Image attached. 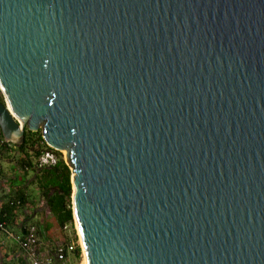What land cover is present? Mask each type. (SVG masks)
<instances>
[{
	"label": "water",
	"instance_id": "water-1",
	"mask_svg": "<svg viewBox=\"0 0 264 264\" xmlns=\"http://www.w3.org/2000/svg\"><path fill=\"white\" fill-rule=\"evenodd\" d=\"M0 91L86 264H264V0H0Z\"/></svg>",
	"mask_w": 264,
	"mask_h": 264
},
{
	"label": "trees",
	"instance_id": "trees-1",
	"mask_svg": "<svg viewBox=\"0 0 264 264\" xmlns=\"http://www.w3.org/2000/svg\"><path fill=\"white\" fill-rule=\"evenodd\" d=\"M3 100L0 91V102ZM47 150L57 154L58 162L53 166L40 167L38 157ZM1 160L15 162L13 165L21 171L24 184L17 185V190H12L0 198V232L7 233L10 225L15 224V217H18L19 220V217L23 216L24 220L19 223L23 243L26 240L28 228L34 226L38 243L41 234L52 238L51 232L54 234L55 240L58 241L56 247L62 245L66 248L72 239H76V235L71 200L72 173L64 161L62 153L49 147L43 140L40 131L32 132L26 129L24 142L16 146L5 142L0 130V162ZM2 170L0 163V174H3ZM29 175L34 177L33 183L44 198L42 207L48 212L47 217L44 216L36 221H28L32 214V210L30 211L32 202H28L27 186L25 185L26 177ZM12 179L19 180L17 175ZM21 252H23L22 244ZM69 255L72 256L75 264L79 262L81 260L80 246L76 244Z\"/></svg>",
	"mask_w": 264,
	"mask_h": 264
},
{
	"label": "crops",
	"instance_id": "crops-1",
	"mask_svg": "<svg viewBox=\"0 0 264 264\" xmlns=\"http://www.w3.org/2000/svg\"><path fill=\"white\" fill-rule=\"evenodd\" d=\"M8 164H14V161L8 162ZM21 172V171H20ZM14 173L0 174V198L10 193L12 190H17V185H23V180L19 184L13 179ZM27 181L25 185L27 186L26 192L28 194V202H32L30 211L32 210L31 216L28 221L40 220L42 217H47V209H44V198L36 187L34 177L29 175L26 177ZM32 186L33 188H30ZM33 189H38V192H34ZM24 220L23 216L16 218L15 224L10 225L7 233L0 232V264H28L24 254L21 252V242L23 241L19 223ZM39 237V251L42 256L51 258L53 264H75L71 255L68 254L65 261H58L55 258V253L53 250L56 247L58 241L55 240L54 234L50 232L52 238L41 234Z\"/></svg>",
	"mask_w": 264,
	"mask_h": 264
},
{
	"label": "built area",
	"instance_id": "built-area-1",
	"mask_svg": "<svg viewBox=\"0 0 264 264\" xmlns=\"http://www.w3.org/2000/svg\"><path fill=\"white\" fill-rule=\"evenodd\" d=\"M57 162H58V156L53 151H48V150L44 151L38 157V164L40 167L53 166ZM74 229H75L76 239L75 240L72 239L66 248H64L62 245H58L55 248V252H54L55 258L58 261L66 260L69 252L76 247V244L80 246V249L82 248L75 221H74ZM35 230L36 229L34 226H30L28 228V234L26 235V240L24 243L22 242V248H23L22 253L24 254V257L26 258L28 264H52L51 258L42 256L40 254L39 243L35 235Z\"/></svg>",
	"mask_w": 264,
	"mask_h": 264
},
{
	"label": "rangeland",
	"instance_id": "rangeland-1",
	"mask_svg": "<svg viewBox=\"0 0 264 264\" xmlns=\"http://www.w3.org/2000/svg\"><path fill=\"white\" fill-rule=\"evenodd\" d=\"M63 156V154H62ZM1 166L3 168L2 171H4L5 173H14V175H17L18 179L21 181L22 180V175H21V172L18 168H16L13 164L10 165L8 164L7 162H5L4 160H1ZM19 180H14L15 182H17V184L20 183ZM30 188H33L32 186H30ZM33 191L36 193L38 192V189H33ZM82 259H83V256L81 257V260L79 262H77L76 264H83L82 263Z\"/></svg>",
	"mask_w": 264,
	"mask_h": 264
},
{
	"label": "bare ground",
	"instance_id": "bare-ground-1",
	"mask_svg": "<svg viewBox=\"0 0 264 264\" xmlns=\"http://www.w3.org/2000/svg\"><path fill=\"white\" fill-rule=\"evenodd\" d=\"M82 263H83V264H86L85 257H84V253H83Z\"/></svg>",
	"mask_w": 264,
	"mask_h": 264
},
{
	"label": "clouds",
	"instance_id": "clouds-1",
	"mask_svg": "<svg viewBox=\"0 0 264 264\" xmlns=\"http://www.w3.org/2000/svg\"><path fill=\"white\" fill-rule=\"evenodd\" d=\"M62 153V152H61ZM63 158H64V155H63ZM65 159V158H64ZM74 221H75V219H74ZM83 255H82V248H81V257H82ZM67 259V258H66ZM65 261V260H64ZM62 262V261H61Z\"/></svg>",
	"mask_w": 264,
	"mask_h": 264
}]
</instances>
